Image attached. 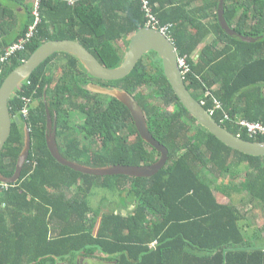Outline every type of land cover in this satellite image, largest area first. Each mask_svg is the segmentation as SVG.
<instances>
[{
    "label": "trees",
    "instance_id": "trees-1",
    "mask_svg": "<svg viewBox=\"0 0 264 264\" xmlns=\"http://www.w3.org/2000/svg\"><path fill=\"white\" fill-rule=\"evenodd\" d=\"M2 1L0 54L33 24L35 7V0ZM218 4L149 0L160 25L168 26L178 56L189 63L184 83L191 95L213 109V118L230 133L263 142L264 134L251 135L240 121L264 124V0L224 2L227 24L257 38L253 42L221 28ZM38 11L40 21L27 48L2 62L0 85L48 40H77L114 68L128 36L147 20L140 0H40ZM58 54L65 57L62 74L52 86L51 60ZM87 77L76 57L55 53L8 101L12 127L0 152V176L15 171L25 145L24 126L30 149L19 179L0 182V264H264V244L255 243L260 236L252 237L242 223L256 209L264 217V156L233 149L201 126L174 93L156 52L112 83L134 96L150 133L167 148L164 167L148 177L98 176L51 155L47 111L56 123L59 153L67 160L90 167L142 166L160 157L137 131L127 106L88 89ZM24 106L27 118L21 115ZM78 116L82 120L75 130ZM95 189L109 192L101 203L113 199L110 209L92 206ZM259 231L264 239V223L254 233Z\"/></svg>",
    "mask_w": 264,
    "mask_h": 264
},
{
    "label": "water",
    "instance_id": "water-1",
    "mask_svg": "<svg viewBox=\"0 0 264 264\" xmlns=\"http://www.w3.org/2000/svg\"><path fill=\"white\" fill-rule=\"evenodd\" d=\"M224 2L219 0L218 22L221 28L229 35H236L245 42L256 41L257 38L244 36L237 33L226 22L224 17ZM129 44L123 54L122 61L114 68L104 66L100 61L79 41L71 39L48 40L42 43L26 60L14 68L3 80L0 85V152L5 145L12 127V117L8 107V101L14 90L26 80L33 71L39 67L45 60L55 53H67L77 58L85 69L86 73L93 78L103 81H114L127 76L138 63V61L150 51L157 53L162 60L164 75L171 85L174 93L186 108V110L197 120V122L215 135L227 146L236 149L245 154L253 156H264V141H250L240 138L230 133L221 126L209 113V111L195 99L187 89L184 78L178 68V54L172 41L153 28H142L128 36ZM0 60V68H1ZM91 90L103 94L114 96L120 100L129 109L135 127L143 140L152 145L160 153L158 160L149 165L131 166V165H111L106 167H90L64 158L58 150L56 141V126L47 138V147L51 155L62 165H66L76 171L98 176L105 175H131L148 177L154 175L164 167L168 159L167 148L158 142L150 133L144 113L132 94L124 89L104 88L100 85L90 84ZM17 123L20 121L14 118ZM51 118L47 111V126L50 127ZM26 130V141L21 154L18 157L15 171L10 177L0 176V182L12 184L15 183L26 162L30 149V136L28 128Z\"/></svg>",
    "mask_w": 264,
    "mask_h": 264
},
{
    "label": "built area",
    "instance_id": "built-area-1",
    "mask_svg": "<svg viewBox=\"0 0 264 264\" xmlns=\"http://www.w3.org/2000/svg\"><path fill=\"white\" fill-rule=\"evenodd\" d=\"M66 1L69 4H73L77 0H66ZM140 1H141V7L144 8V10L146 11V18H147L146 23H147V26H149L150 28L158 30L159 32H161L164 35H166V33H167L166 36L169 38L168 26L160 25L159 20L150 11L149 0H140ZM39 3H40V0H35V7H34V10H33V15H34L33 24H31L29 26L27 32L23 36L18 38L17 41H15V42L9 44L8 46L4 47L2 53L0 54L1 63L8 61L11 56H13L17 52L23 51V50H25L27 48V44L33 38V36L35 34V31H36V26H37V24L40 21V13L38 11ZM177 63H178V67L180 69L181 74L182 75L187 74L189 69H190V67H189L188 61L186 60V57H178ZM208 93L209 92H207L206 94H208ZM23 99H25L26 101L29 100L28 98H25V97ZM214 103L216 104L217 107H220V103L217 100H214ZM212 110L208 109V111H209V113L211 115H212ZM28 112H29L28 108L26 106H24V108H22V110H21L22 117L27 118ZM225 117L227 118V115H225ZM240 124L245 126L247 128V131L251 135L252 134H257V133L264 134V124L256 123V122H248L246 120H241Z\"/></svg>",
    "mask_w": 264,
    "mask_h": 264
},
{
    "label": "rangeland",
    "instance_id": "rangeland-1",
    "mask_svg": "<svg viewBox=\"0 0 264 264\" xmlns=\"http://www.w3.org/2000/svg\"><path fill=\"white\" fill-rule=\"evenodd\" d=\"M3 3H7L9 4L6 0H3L2 1ZM141 3V1H140ZM20 12V11H19ZM21 13V12H20ZM22 17V16H21ZM149 26H147V23L145 24L144 28H148ZM167 35V33H166ZM171 40V39H170ZM172 41V40H171ZM173 43V42H172ZM179 57V56H178ZM64 55L63 54H58L56 57H54L52 60H51V64H52V68L53 70L55 71V75L53 76V83H52V86L53 85H56V83L58 82V79H59V76L62 74V71H61V63L64 61ZM178 59V58H177ZM183 78H184V75H182ZM87 86V85H86ZM87 88L89 89L90 88V84L89 86H87ZM105 88V87H104ZM103 94V93H102ZM82 119L78 116L76 119H75V123L77 124V126L75 127V130H78V127H79V123ZM74 131V130H73ZM209 177L212 179V181H215V184H219V181L216 179V177L213 175V174H209ZM73 190V188H72ZM96 190V189H95ZM94 190V191H95ZM70 192V191H69ZM68 192V193H69ZM108 191L106 190H103V189H97L95 191L94 194H92L91 196V203H92V206L95 208V207H100L101 209V212H104L106 211L107 209H110L112 206H111V201L113 199H111V201H107L109 199V195H108ZM111 194V193H110ZM104 196L107 198L106 201H104L103 203H101V201H103V198ZM224 196L223 195H219V198H223ZM225 200H227V198H224ZM249 210V206H245L243 207V210ZM121 211L122 213H126L128 211V209H123V210H120L118 209V212ZM262 210L261 209H256L254 211L253 214H250V213H247L246 215L248 216L247 217V221L250 222V225H254L252 227H249L247 230H248V233L251 235V236H255V235H258L260 236L261 238H263V235L260 234L261 231L257 232V233H254L256 228L264 223V217L260 216ZM89 216H92V213L89 214ZM246 224V223H245Z\"/></svg>",
    "mask_w": 264,
    "mask_h": 264
},
{
    "label": "flooded vegetation",
    "instance_id": "flooded-vegetation-1",
    "mask_svg": "<svg viewBox=\"0 0 264 264\" xmlns=\"http://www.w3.org/2000/svg\"><path fill=\"white\" fill-rule=\"evenodd\" d=\"M89 84H96V85H100L102 87L110 88V89L111 88H117L115 86V84L112 83V81H110V82L109 81H102V80L99 81V79L93 78L91 76L90 77H87V83L85 85L89 86ZM117 89H123V88H117ZM54 125L56 126V123L53 122V123H51L50 126H52L54 128ZM25 127L26 126H24V131L26 132ZM52 127H48V128L51 129ZM28 132H29V129H28ZM51 132L49 133V135L51 134ZM25 137H26V133H25ZM25 141H26V138H25Z\"/></svg>",
    "mask_w": 264,
    "mask_h": 264
},
{
    "label": "crops",
    "instance_id": "crops-1",
    "mask_svg": "<svg viewBox=\"0 0 264 264\" xmlns=\"http://www.w3.org/2000/svg\"><path fill=\"white\" fill-rule=\"evenodd\" d=\"M208 41H210V38H208L207 39ZM260 216H262V214H260ZM247 215H245V218H244V221L242 222L243 224H245L246 223V225H247V227L249 228V227H252V226H254V225H250V222L249 221H247ZM253 237V236H252ZM255 243L256 244H264V239L263 238H261V237H256V239H255ZM79 264H82V263H79ZM85 264H87V263H85ZM97 264V263H96Z\"/></svg>",
    "mask_w": 264,
    "mask_h": 264
},
{
    "label": "clouds",
    "instance_id": "clouds-1",
    "mask_svg": "<svg viewBox=\"0 0 264 264\" xmlns=\"http://www.w3.org/2000/svg\"><path fill=\"white\" fill-rule=\"evenodd\" d=\"M166 36V35H165ZM179 68V67H178ZM180 70V69H179ZM208 110V109H207Z\"/></svg>",
    "mask_w": 264,
    "mask_h": 264
}]
</instances>
